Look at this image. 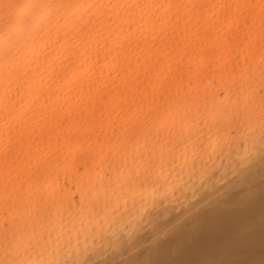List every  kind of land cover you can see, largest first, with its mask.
Instances as JSON below:
<instances>
[{"label":"snow or ice","instance_id":"obj_1","mask_svg":"<svg viewBox=\"0 0 264 264\" xmlns=\"http://www.w3.org/2000/svg\"><path fill=\"white\" fill-rule=\"evenodd\" d=\"M45 8L44 47L14 55ZM213 84L264 109V0H0V244L46 173L84 172L119 132Z\"/></svg>","mask_w":264,"mask_h":264},{"label":"bare ground","instance_id":"obj_2","mask_svg":"<svg viewBox=\"0 0 264 264\" xmlns=\"http://www.w3.org/2000/svg\"><path fill=\"white\" fill-rule=\"evenodd\" d=\"M52 12L19 26L14 55L44 47ZM262 189L264 109L249 106L243 90L213 84L119 132L84 172L46 173L11 244H0V264H157L234 222L247 230L249 214L261 222L250 211L263 208Z\"/></svg>","mask_w":264,"mask_h":264},{"label":"rangeland","instance_id":"obj_3","mask_svg":"<svg viewBox=\"0 0 264 264\" xmlns=\"http://www.w3.org/2000/svg\"><path fill=\"white\" fill-rule=\"evenodd\" d=\"M263 191L264 189H262V192ZM262 192H261L262 196L260 195L261 201L260 200L257 201L258 202L257 205L259 206V208L261 207L264 208V201H262L264 200V192L263 193ZM256 207L254 211L251 210L250 212L259 213L260 210H262L261 213L259 214L257 213V215L260 216L259 219H261L262 223L260 221H257V218H255L256 214H254L255 216H253V213L252 215L249 214V219H248L249 221L247 220L246 223L249 222V225L252 223L255 225V226L253 225L254 227L252 228L250 227L249 229V227H247L249 225H246V227L245 226L244 227L248 229L241 230L240 228L243 227H239L241 224L239 225V223H237V227H239L238 228L239 230L236 228L238 230L237 231L235 228L234 229L231 228L235 223L234 222L233 224H230L231 226L229 225L230 227L229 226L225 227L229 229L228 232L227 229L223 230L224 232L223 231L215 232L213 233L215 236L211 235L212 239L210 240L207 239V241L205 242L203 241L200 244L199 243L196 244L195 242H193L195 244L192 243V245L188 244L187 246L183 244L182 248L178 247L176 248V251L174 252L170 251V254H168L169 252L167 254L164 253L166 254V256H162L163 258L160 257V260L158 259L160 262L157 261L156 263L157 264H163V263L164 264H264V243H263L264 242L263 241L264 240V229H263L264 209L262 208L257 211ZM261 215L263 216L261 217ZM247 218L248 217H246L245 220ZM253 218H255V220H252ZM239 220L240 218L238 219V221ZM249 235L250 237L252 236L251 237L252 239H257L256 241H254L255 243L250 241L249 242L250 245H249L248 243L240 242L241 238H244V236H249Z\"/></svg>","mask_w":264,"mask_h":264}]
</instances>
